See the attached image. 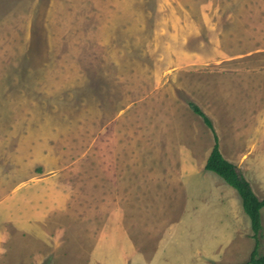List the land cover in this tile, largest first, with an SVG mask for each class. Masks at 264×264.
I'll list each match as a JSON object with an SVG mask.
<instances>
[{
	"label": "rangeland",
	"instance_id": "374dc122",
	"mask_svg": "<svg viewBox=\"0 0 264 264\" xmlns=\"http://www.w3.org/2000/svg\"><path fill=\"white\" fill-rule=\"evenodd\" d=\"M188 101L225 159L252 160L230 162L264 198V0H0V264L247 261L241 207L215 244L225 226H180L201 189L179 208L164 186L190 169L201 183L214 144ZM260 225L264 254L263 206Z\"/></svg>",
	"mask_w": 264,
	"mask_h": 264
},
{
	"label": "crops",
	"instance_id": "0c3cea01",
	"mask_svg": "<svg viewBox=\"0 0 264 264\" xmlns=\"http://www.w3.org/2000/svg\"><path fill=\"white\" fill-rule=\"evenodd\" d=\"M258 108L261 109L260 107H258ZM263 114H264V112H263ZM261 115H262V113H256V119H257L256 123L258 124V128H257L258 130L257 131H259V136L263 135V138L258 136L260 138V140H259L258 145L257 144L256 145L259 146V149H261L260 147H264V118L263 117L261 118L260 117ZM232 156H230V158L228 157V159L234 163H238V160H240V163H242L243 171H245L246 168L248 169L247 164H250V162H252V160H245L243 158L242 159L240 158L237 160L238 157L237 158L235 157V159H234V157H232ZM244 166L246 167L245 169H244ZM251 167H253V166H251ZM188 171H189V173H188L189 177L187 176V173L182 174V173L178 172V173H174V175L170 176L171 183L167 182V180L163 181L164 186H166L170 190H174L176 188V194L174 193L173 195L176 196V201H178L176 206H178L179 208H180L181 199L186 196V191H187V189H189V187L196 188L195 186H197V188L201 189V191H202V192H200L201 197L197 196V198H196V200L201 198L200 201L198 202L200 204V206L196 205L192 209L190 208V206L187 207V209L185 208V206L181 207L183 209H186L187 212L191 211V213H192V210H193L194 213H192V214H189V213L188 214H186V213L181 214L179 216L180 222H181L180 226L184 227L185 224H186L185 227H192L194 224L193 228H195V227L198 228L200 225L201 226H204V225L205 226L206 225H209V226H215V225L225 226L227 228L226 231H224L225 233L221 232V234L217 233V234L213 235L215 237L220 235L222 237V239L219 240V239L215 238V239H213V243H215V244L226 243L227 244L230 242L232 244L233 239H232L231 235L233 234V231L231 229L234 227L233 219L234 218L237 219V213H241L240 207L242 208V205L236 204V203H239V201L235 200L236 203H234V199H235V197H234L235 194L233 192L234 189L231 186H229L227 183L226 184L228 186L226 184H223L224 186L226 185L225 187H227V188H225L224 186H221L219 188H222L223 189L222 192H226V195L219 198V194L215 193V191H217L216 190L217 188H215V186H213V180L217 181L216 180L217 178H214V176H211L212 175L210 173L211 171L205 172L208 170L204 169V165H203V173L201 175V178L204 177V179H201L200 180L201 183H199V184L197 182H195V184L191 183L193 180H191V182H189L191 179L190 177L192 175H194V173H196V170L194 171L193 169H190ZM257 172H258V178L260 180L259 185L261 186V190H263V195H264V163L261 162V159L258 161V164H257ZM183 173H184V170H183ZM212 173H214V172H212ZM209 174H210V176H208ZM215 175H217V174H215ZM206 176L209 177V179L205 178ZM217 183H219V182L217 181ZM207 185L210 189H208ZM213 187H214V189H213ZM230 188H231V190H230ZM238 197H239V195H238ZM239 199H240V197H239ZM184 200H186V199H184ZM148 201L150 204L154 200L151 198V200H148ZM190 201L191 200H189V203H190ZM240 201H241V199H240ZM201 214L202 215L208 214L207 219H205L202 222H201L202 219H199ZM146 215H148V216L150 215L153 218L155 217V214H153V211L151 214L147 213ZM240 218H241V216H240ZM209 219L213 220V222H211ZM216 219H218V221L220 219L223 221L221 223H219V222L217 223ZM173 220H175L177 222L178 218L177 219L173 218L172 221ZM182 220H185V221H182ZM170 221L171 220H169V218H167V219L165 218L162 221H159V223L164 222L165 223L164 225L167 226V225L172 224V222H170ZM204 222H206V223H204ZM228 228H230L231 231H228ZM223 233H224V235H223ZM220 247H223V245H221ZM216 249H218V247L213 246V252H216Z\"/></svg>",
	"mask_w": 264,
	"mask_h": 264
},
{
	"label": "trees",
	"instance_id": "16d2710c",
	"mask_svg": "<svg viewBox=\"0 0 264 264\" xmlns=\"http://www.w3.org/2000/svg\"><path fill=\"white\" fill-rule=\"evenodd\" d=\"M188 105L193 112L199 115L203 122L212 130L214 134V144L206 157L204 169L214 172L221 177L225 183L231 186L239 195L243 211L249 218L253 232L254 246L247 261L235 264H264V254L258 253V232L260 225V209L264 206V198L259 199L252 191L249 183L240 176L234 164L223 157L218 147L217 136L213 130L210 118L193 101H188Z\"/></svg>",
	"mask_w": 264,
	"mask_h": 264
}]
</instances>
